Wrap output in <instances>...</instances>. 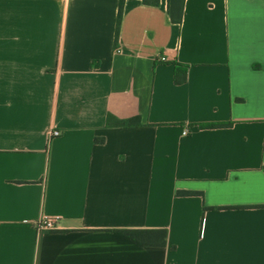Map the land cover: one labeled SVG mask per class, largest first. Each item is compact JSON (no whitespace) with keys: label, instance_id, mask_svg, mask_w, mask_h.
<instances>
[{"label":"crops","instance_id":"0c3cea01","mask_svg":"<svg viewBox=\"0 0 264 264\" xmlns=\"http://www.w3.org/2000/svg\"><path fill=\"white\" fill-rule=\"evenodd\" d=\"M119 6L0 0V264H264V0Z\"/></svg>","mask_w":264,"mask_h":264},{"label":"trees","instance_id":"16d2710c","mask_svg":"<svg viewBox=\"0 0 264 264\" xmlns=\"http://www.w3.org/2000/svg\"><path fill=\"white\" fill-rule=\"evenodd\" d=\"M145 4L149 5H158L160 0H142ZM184 2L185 0H168V12L171 17V20L175 23H181L184 13ZM125 0H120L119 6V14H118V30L117 37L119 33V26L121 23L123 9H124ZM179 63H176V74H175V82L177 84H181L186 79V68H180ZM109 125H115L118 127H126L139 125V118H133L128 120H116L111 121L108 119ZM228 123H219L215 124V126H225ZM102 138H96V141H102ZM179 194L187 195L191 194L190 192H179ZM123 233L127 236L135 239L137 242L144 246H152V247H164L167 244L168 232L166 229H141V230H123Z\"/></svg>","mask_w":264,"mask_h":264},{"label":"built area","instance_id":"2783aa9c","mask_svg":"<svg viewBox=\"0 0 264 264\" xmlns=\"http://www.w3.org/2000/svg\"><path fill=\"white\" fill-rule=\"evenodd\" d=\"M163 61L165 60V57L161 58ZM190 130L189 127L185 128L183 130V135L189 134ZM60 134V131L57 129H54L51 131V136H58ZM59 219L58 216H45L42 218L38 224H37V230L39 231H52L57 229V220Z\"/></svg>","mask_w":264,"mask_h":264}]
</instances>
